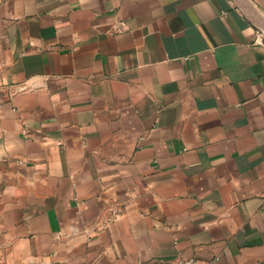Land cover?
Returning <instances> with one entry per match:
<instances>
[{
	"label": "crops",
	"instance_id": "obj_1",
	"mask_svg": "<svg viewBox=\"0 0 264 264\" xmlns=\"http://www.w3.org/2000/svg\"><path fill=\"white\" fill-rule=\"evenodd\" d=\"M264 264V0H0V264Z\"/></svg>",
	"mask_w": 264,
	"mask_h": 264
},
{
	"label": "built area",
	"instance_id": "obj_2",
	"mask_svg": "<svg viewBox=\"0 0 264 264\" xmlns=\"http://www.w3.org/2000/svg\"><path fill=\"white\" fill-rule=\"evenodd\" d=\"M173 264H202V262L195 257H191L188 259L178 260V261L174 262Z\"/></svg>",
	"mask_w": 264,
	"mask_h": 264
}]
</instances>
